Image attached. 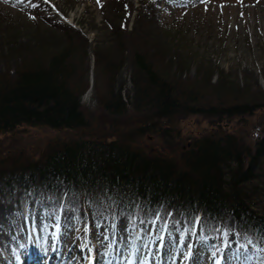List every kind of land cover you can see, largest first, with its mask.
<instances>
[{"label": "trees", "instance_id": "obj_1", "mask_svg": "<svg viewBox=\"0 0 264 264\" xmlns=\"http://www.w3.org/2000/svg\"><path fill=\"white\" fill-rule=\"evenodd\" d=\"M115 1L125 13L115 24L107 23L113 42L93 52V64H106L114 73L125 62L130 65L129 105L122 88L109 84L96 93L93 111L81 103L87 90L82 78L88 44L80 23L71 27L57 22L58 37L42 42L45 51L18 53L14 68L3 66L0 135L20 125L78 134L52 142L37 161L12 164L0 173V200L11 201L15 192L25 190L39 208L55 211V194L62 186L61 207L75 215L181 222L192 238L215 237L217 247L231 219L236 239L251 240L256 252L264 254V205L250 201L256 190L250 184L264 173V125L252 145L219 125L264 108V92L249 93L245 86L238 90L228 74L210 68L198 66L193 77L185 76L188 56L171 55L155 43L154 0ZM188 116L208 121L210 130L195 136L179 159L140 152L136 140L154 135L165 142L175 121ZM130 118L140 125L132 131L134 138L98 134L93 125L113 129Z\"/></svg>", "mask_w": 264, "mask_h": 264}, {"label": "rangeland", "instance_id": "obj_2", "mask_svg": "<svg viewBox=\"0 0 264 264\" xmlns=\"http://www.w3.org/2000/svg\"><path fill=\"white\" fill-rule=\"evenodd\" d=\"M154 2L155 43L169 49L171 55L188 56L185 76L193 77L198 66L204 70L210 68L228 74L226 79L233 80L238 90L245 86L249 93L264 92V0ZM132 5L138 8L135 1ZM124 13L115 0H23V3L0 0V74L3 66L14 68L18 53L39 55L45 51L42 42L58 37L57 22L71 27L80 23L79 29L88 44L87 69L82 78L87 90L81 103L93 111L96 93L109 84L115 90L122 88L123 100L129 105L133 78L130 65L125 62L120 71L114 73L106 64H93V52L113 42L107 23L111 20L115 24ZM53 45L52 42L46 48ZM102 73L108 77L103 78ZM212 82H217L216 76ZM127 120L115 123L113 129L96 122L93 125L98 134L111 132L116 139L134 138L132 131L140 125L133 118ZM227 121L219 123L224 132L236 131L239 138L252 145L262 136L264 108L250 117ZM209 125L200 116H188L170 126L172 137L165 142L154 135L143 136L136 142L140 152L147 156L176 160L195 136L210 130ZM77 134L20 125L14 132L0 135V173L11 169L12 164L25 166L37 161L49 144L73 139ZM250 185L256 186L250 201L263 206L264 173ZM63 195L64 188L60 186L55 194L58 201L55 211L39 208L25 190L15 192L11 201L0 200V212H12L18 221L11 236L17 239L23 235L21 241L19 238L21 249L12 251L1 249L4 243L0 238V264H11L6 261L12 258L22 264L29 261L44 264L48 259L36 261L29 251L45 249L46 252L54 247L55 254L49 258L53 264H60L58 261L63 264H216L217 261L220 264H264V254L256 252L247 239L242 242L236 239L231 219L224 226L225 237L219 239L222 245L217 247L215 237L192 238L181 222H144L137 218L101 215L83 218L61 207ZM2 234L0 230V236ZM160 236L163 241L158 239ZM189 252L190 258L186 259ZM28 254L32 259L28 260Z\"/></svg>", "mask_w": 264, "mask_h": 264}, {"label": "bare ground", "instance_id": "obj_3", "mask_svg": "<svg viewBox=\"0 0 264 264\" xmlns=\"http://www.w3.org/2000/svg\"><path fill=\"white\" fill-rule=\"evenodd\" d=\"M161 1L168 3V4L171 3L170 2L171 0H161ZM172 1L180 3L181 1H185V0H172ZM11 221H14V222L12 223ZM17 225H18V221H17V219H15L14 214L12 212H8V211H1L0 212V230L3 232L2 236H0V238L2 239V243H4L2 245L3 248H1V249L5 248L4 251H12V249H16V250L21 249L22 246L20 244V241H21V238L23 237V235L18 236V238L16 239V238H13L10 234L11 232H13L15 230ZM19 238H20V241H19ZM38 252H40L39 253L40 256L35 255L34 259L36 261H40V259L43 258L44 260L48 259L44 264H48V263L53 264V263L49 262V258L54 256L55 247L54 248H48V251H46V252H45V249H39ZM29 257H31V256H29ZM10 260L9 261L5 260V261L8 263L12 262V264H16V263L22 264V263H18V261H14V258H12ZM58 262L60 264H63L61 261H58Z\"/></svg>", "mask_w": 264, "mask_h": 264}, {"label": "snow or ice", "instance_id": "obj_4", "mask_svg": "<svg viewBox=\"0 0 264 264\" xmlns=\"http://www.w3.org/2000/svg\"><path fill=\"white\" fill-rule=\"evenodd\" d=\"M20 2L21 3H23V0H20ZM97 2H99V0H97ZM34 18V17H33ZM158 239L160 240V241H163V236H160V237H158ZM252 241L251 240H249L248 241V243H251ZM163 245L161 244V247H162ZM242 247V246H241ZM260 251H264V249H261ZM188 258H190V252H189V255L186 257V259H188ZM216 264H220V261H217L216 262Z\"/></svg>", "mask_w": 264, "mask_h": 264}]
</instances>
